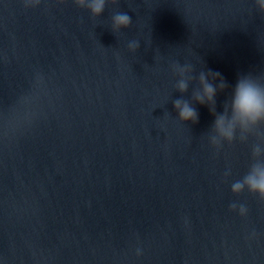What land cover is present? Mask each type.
Wrapping results in <instances>:
<instances>
[{
    "label": "water",
    "instance_id": "95a60500",
    "mask_svg": "<svg viewBox=\"0 0 264 264\" xmlns=\"http://www.w3.org/2000/svg\"><path fill=\"white\" fill-rule=\"evenodd\" d=\"M24 3L0 0V264H264V198L231 191L264 123L214 127L239 78L264 86L257 0Z\"/></svg>",
    "mask_w": 264,
    "mask_h": 264
},
{
    "label": "clouds",
    "instance_id": "9594fccd",
    "mask_svg": "<svg viewBox=\"0 0 264 264\" xmlns=\"http://www.w3.org/2000/svg\"><path fill=\"white\" fill-rule=\"evenodd\" d=\"M37 0H25L24 7H34ZM81 4L87 3L89 10L94 15H99L105 5V0H79ZM261 11H264V0H257ZM130 20L126 14L118 13L113 17V25L115 28H126L129 26ZM183 71V69L181 70ZM212 80H220L219 85H214ZM200 92L196 94L195 99L198 103L205 102L214 103L217 90H223L225 83L218 72H203L199 77ZM181 92L187 91V83L181 80L178 84ZM173 107L177 110L178 117L184 122H195L197 113L187 101L176 100ZM231 119L226 120L223 114L219 115L214 121V127L220 136L231 141L233 138V125L238 122L240 125L247 127L249 125H259L264 123V86L258 83L250 76L239 78L232 90L230 100ZM260 149L257 147L253 150V154H259ZM250 192L264 198V165L254 164L250 167L247 174L242 180L235 181L231 184V191L238 193L244 188ZM232 209L236 208L235 204L230 205ZM240 214L245 212L243 205L239 207Z\"/></svg>",
    "mask_w": 264,
    "mask_h": 264
}]
</instances>
